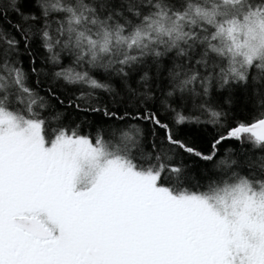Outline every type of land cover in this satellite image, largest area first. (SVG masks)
Returning <instances> with one entry per match:
<instances>
[{
  "label": "snow or ice",
  "instance_id": "1",
  "mask_svg": "<svg viewBox=\"0 0 264 264\" xmlns=\"http://www.w3.org/2000/svg\"><path fill=\"white\" fill-rule=\"evenodd\" d=\"M0 264H264V0H0Z\"/></svg>",
  "mask_w": 264,
  "mask_h": 264
}]
</instances>
